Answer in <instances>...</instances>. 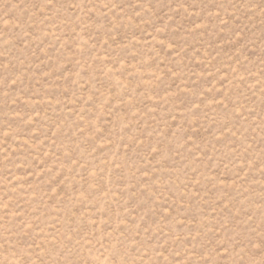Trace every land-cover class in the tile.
<instances>
[{
	"label": "rangeland",
	"instance_id": "374dc122",
	"mask_svg": "<svg viewBox=\"0 0 264 264\" xmlns=\"http://www.w3.org/2000/svg\"><path fill=\"white\" fill-rule=\"evenodd\" d=\"M0 264H264V0H0Z\"/></svg>",
	"mask_w": 264,
	"mask_h": 264
}]
</instances>
